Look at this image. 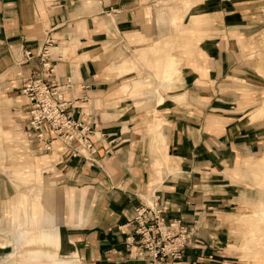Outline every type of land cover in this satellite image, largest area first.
Returning <instances> with one entry per match:
<instances>
[{
    "label": "crops",
    "instance_id": "crops-1",
    "mask_svg": "<svg viewBox=\"0 0 264 264\" xmlns=\"http://www.w3.org/2000/svg\"><path fill=\"white\" fill-rule=\"evenodd\" d=\"M171 2L0 0V262L149 264L126 242L158 199L193 228L182 264H239L236 180L264 153V0ZM32 75L72 80L96 152L49 133L45 148L21 91Z\"/></svg>",
    "mask_w": 264,
    "mask_h": 264
},
{
    "label": "built area",
    "instance_id": "built-area-1",
    "mask_svg": "<svg viewBox=\"0 0 264 264\" xmlns=\"http://www.w3.org/2000/svg\"><path fill=\"white\" fill-rule=\"evenodd\" d=\"M39 56L42 67L53 72L49 49L46 47ZM26 58H33L31 52ZM72 87L71 79L60 85L32 75L24 79L21 91L29 101L30 128L40 141L45 142V148H52L49 138L58 139L68 146L72 155L87 157L96 152L92 138L94 128L77 117L73 100L66 98V92ZM132 223L134 233L127 238L126 244L139 247L140 257L147 259L149 264H182L185 249L194 236L193 228L182 220L167 221L165 209L158 199L140 206Z\"/></svg>",
    "mask_w": 264,
    "mask_h": 264
},
{
    "label": "rangeland",
    "instance_id": "rangeland-1",
    "mask_svg": "<svg viewBox=\"0 0 264 264\" xmlns=\"http://www.w3.org/2000/svg\"><path fill=\"white\" fill-rule=\"evenodd\" d=\"M185 1L187 0H172L171 3L175 5L180 3L182 5ZM193 1L195 4L196 0ZM179 9L183 12L181 7ZM146 53L151 54L149 52ZM158 74L162 81L171 79L163 78L159 70ZM263 113L264 107L261 111V114ZM239 173L240 176H237L236 183H238L241 190L239 201L243 205L238 216L240 223H242V243L237 247L242 253L239 264H264V255H260L258 246L251 240L253 236L254 238L257 237L260 241L262 240L264 248V153L260 154L257 160L245 161ZM250 215L252 217L249 224L246 218ZM248 241L250 242L249 244ZM17 244L19 245V253L23 252L24 250H21L23 247L22 242L18 241ZM35 248L37 249L38 246H35ZM8 259V261L0 262V264H37L31 263L33 259H27L24 255L21 256L19 254H14V256H10ZM41 264H43V261ZM45 264L49 263L45 262Z\"/></svg>",
    "mask_w": 264,
    "mask_h": 264
},
{
    "label": "bare ground",
    "instance_id": "bare-ground-1",
    "mask_svg": "<svg viewBox=\"0 0 264 264\" xmlns=\"http://www.w3.org/2000/svg\"><path fill=\"white\" fill-rule=\"evenodd\" d=\"M34 221H36V224H35L36 230L40 229L41 225L38 223V221H39V214H38L36 208H35V220ZM52 228H55V226L53 225V223H52ZM36 234H37V240H41L39 237H41V234L42 233L37 232ZM57 240H58V238H57V236H55V233L50 232L49 240L48 241L51 244H54L55 242H57ZM251 240H253V243L256 244V246H258V250H259L260 255H264V248H263V243H262L263 241L262 240L260 241L257 237L254 238V236H253V239H251ZM249 243L250 242L248 241V244ZM24 257H26L27 259H33V262H35L37 264H41L42 263V257L36 256V255H34V256L33 255H28V256L27 255H24ZM54 258H55V256L52 254L51 257H50V262H52V260Z\"/></svg>",
    "mask_w": 264,
    "mask_h": 264
}]
</instances>
